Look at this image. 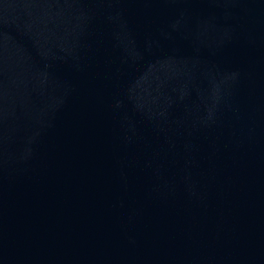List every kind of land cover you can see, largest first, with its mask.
<instances>
[{"label":"water","instance_id":"95a60500","mask_svg":"<svg viewBox=\"0 0 264 264\" xmlns=\"http://www.w3.org/2000/svg\"><path fill=\"white\" fill-rule=\"evenodd\" d=\"M0 264H264V0H0Z\"/></svg>","mask_w":264,"mask_h":264}]
</instances>
